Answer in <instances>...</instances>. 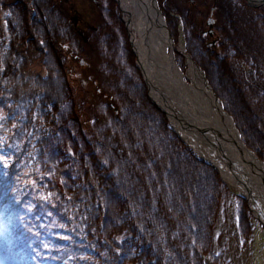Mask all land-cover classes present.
<instances>
[{"label":"rangeland","instance_id":"374dc122","mask_svg":"<svg viewBox=\"0 0 264 264\" xmlns=\"http://www.w3.org/2000/svg\"><path fill=\"white\" fill-rule=\"evenodd\" d=\"M158 4L175 47L204 69L264 162V8L255 11L248 0ZM136 50L113 0H0V181L14 186L16 215L0 214L8 222L0 231L3 264L53 262L49 252L55 264H264L261 223L249 198L213 163L228 197L212 190L204 208L195 194L186 205L180 200L184 188L206 190L194 169L207 164L197 163L177 125L151 102ZM152 138L170 164L165 182L133 167H150L151 150L143 147ZM105 203L111 206L102 219L91 218L88 210ZM187 214L189 223H175ZM77 221L95 226L92 238L77 243L70 227ZM21 222L30 225L42 258L15 248Z\"/></svg>","mask_w":264,"mask_h":264},{"label":"bare ground","instance_id":"6f19581e","mask_svg":"<svg viewBox=\"0 0 264 264\" xmlns=\"http://www.w3.org/2000/svg\"><path fill=\"white\" fill-rule=\"evenodd\" d=\"M249 1L254 4V7L256 8H261L262 6L264 8V0ZM113 2L117 4L120 10L121 20L127 30L129 39H133L137 46H141V58L144 56L143 52L147 45L144 41V38L147 35H142V33H144L148 27L153 28L154 36L153 38H149L150 42H153L156 48H160L161 59L166 65V68L172 73L170 74V80L174 82L175 79L176 82L174 83L177 84V86L173 89L164 88L160 84L159 89L164 94L163 99L169 100V104L167 106L169 108L168 111H186L185 104L173 99H179L182 97V91L180 88H186V91L191 93L202 106L198 109V111L201 115L202 121L209 122L206 126H195L199 130H196L195 133H193L186 124L176 120V123L182 126H177L176 129L181 131L183 140L194 151H196L197 158L202 160L207 159L212 162L223 177V181L235 189L240 195L247 196L249 198L251 211L254 217L261 223L260 240L264 252V184H259L260 180L256 178L257 172L255 171L253 172L255 180L237 178L233 171L232 163L225 157L224 152L231 159H234V156L239 155L242 159H244L246 167L258 169L261 173L260 178L263 181L264 162L244 142L234 117L227 112L225 104L218 98L208 76L206 75V72L197 63L196 59L189 54L192 56V60L195 61V65L185 56L183 48L175 47L174 45L173 50L169 47V26L165 20L164 14H162L158 8L157 1L113 0ZM162 19H164L166 24L162 21ZM136 45H134V49H136ZM208 45L212 46L211 44ZM177 52L182 54L181 56L186 59L187 72L179 66L176 57ZM185 53L189 52L185 50ZM173 54L177 62V67H174L173 65ZM152 59L153 58H151V60ZM140 66V71L145 75L146 69L149 70L148 72L151 74V78L148 79L151 82V86L154 87L156 85V80L158 79L154 66L151 63L150 65L145 64L144 60H140ZM150 92L154 98L159 100V91L153 89V91ZM194 115L198 116V113H194ZM211 115L217 120L214 124L212 123L213 119ZM168 125L175 128V125L172 124V122H168ZM213 126H217L219 128L221 137L224 139L221 143H219L213 132L210 130V127ZM255 192L258 193L259 198H261L260 200L255 198V195H257Z\"/></svg>","mask_w":264,"mask_h":264},{"label":"water","instance_id":"95a60500","mask_svg":"<svg viewBox=\"0 0 264 264\" xmlns=\"http://www.w3.org/2000/svg\"><path fill=\"white\" fill-rule=\"evenodd\" d=\"M156 1H157V4H158V0H156ZM251 5H254V4H251ZM158 8H159L160 12L162 13L159 4H158ZM215 10H216V8L214 7L212 9V15H214ZM162 21H164V19H162ZM164 23H165V21H164ZM214 24H215V20H214V18L212 16L209 19V21H208V27L213 28ZM143 34L147 35L145 38L142 36L144 38L145 43L147 44L146 48H145V50L143 52V55H144L143 58H141V52H142V50L140 49L141 46H137L133 39L131 40V42H132L133 45L137 46L136 47L137 48V50H136V53H137L136 66L138 68H141L140 60H144L145 64H147V65H150V63H151L154 66V70H155V72H156V74L158 76V79L156 80V85L153 87V86H151V82L148 79V78H151V74L148 72L149 70L146 69V75L144 73H142L146 90L150 93V99L152 100L153 104L155 106H157V108L162 112V114L166 118H169L170 120H172L173 123L176 124L177 126H180V125H178V123H176V120L181 121V123L186 124L189 127V129L193 133H195L196 130H199L195 126H206V124L209 123V122H203L202 118H201V115L199 114L198 109L200 107H202V106L195 99V97H193V95L191 93H188L186 91V88H180L181 91H182V97H180L179 99H175V98H173V99L175 101H178V102H181V103L185 104L186 111L185 112H180V111H177V112L171 111V112H169L168 111L169 108L167 106L169 104L168 103L169 100H166V99L164 100L163 99V95L164 94L159 89L160 88V84L164 88L173 89L174 87L177 86V84L174 83V82H176V80L174 79V82H172L170 80V74H172V73L169 71V69L166 68V65L164 64L163 60L161 59L160 48H156L154 43L150 42L149 38H153V36H154L153 28L152 27H148L147 30L144 33H142V35ZM209 34L213 35L214 32L210 31ZM169 40H170L169 47L174 50V43H173L171 32L169 33ZM159 44H160V40H159ZM183 53L188 58V60L192 61L193 64L196 65L195 61L192 60V56L191 55H189V54H187L185 52H183ZM151 58H153V59L151 60ZM173 65H174V67H177V62L175 60L174 54H173ZM180 75L182 76L181 73H180ZM153 89L159 91V93H158L159 100L152 96L150 91H153ZM161 103L164 104V105H162ZM194 113H198V116L194 115ZM211 117L213 119L212 123L213 124L216 123L217 120L212 115H211ZM169 127L174 129L172 126H169ZM180 127H182V126H180ZM210 130L213 132V134L215 135V137L217 138L219 143H221V141L224 140L221 137L219 128L217 126L210 127ZM221 151H223V150H221ZM224 155L232 163V168H233V171H234V173H235L237 178H239V179L247 178V179H250V180H255V176L253 175V172L255 171V172H257L256 173V178H258V180H260L259 184H264V181L261 180V178H260L261 173L259 172V170L256 169V168L252 169L251 167H246L245 163H244V159H242L239 155L238 156H234V159H231L225 152H224ZM205 161L208 164L213 165L212 162H210L209 160L205 159ZM255 193L257 194V195H255V198L257 200H260L261 198H259L258 193L257 192H255Z\"/></svg>","mask_w":264,"mask_h":264},{"label":"trees","instance_id":"16d2710c","mask_svg":"<svg viewBox=\"0 0 264 264\" xmlns=\"http://www.w3.org/2000/svg\"><path fill=\"white\" fill-rule=\"evenodd\" d=\"M254 8H256V7H254ZM257 10L258 9L256 8L255 11H257ZM259 86L261 88H264V83H261V85H259ZM60 96L64 97L63 94H61ZM164 131H165V129H164ZM157 137H158V139H160L159 136H157ZM158 144H159V142H157L154 138H152L143 147V150H144L143 152H147L148 149L151 150L150 156H149V161L151 162L149 164L150 167H147V166L144 167L143 164H141V165H133V167H138L139 169L142 168V170L148 171L149 172L148 177L152 178V182L154 180H159V182H165L166 178L168 177V173H169V169L167 170V166L170 165V164L169 163L167 164V163L164 162L165 155H164V152H163L162 149H158L157 148ZM149 145H152L153 147L148 148ZM117 153H119V152H117ZM196 159H197V163H199V164L203 163L202 162L203 160L201 161V159H198L197 157H196ZM64 163H66V161ZM206 164L207 165L203 164L201 167L196 164L198 169H194L190 164H185L186 166H190L192 169H194L196 172H198L200 177L204 179L205 183L207 184V187H206L205 191L202 190V191L197 192V193H194L191 190H185V188H184L183 195L180 198V200L184 201V205L187 204L188 196H192V195L195 194L196 197H197L198 205L200 207H203V208L206 207L209 204V202L211 201L210 193H211L212 190H215L220 196H222L223 193H226V195L228 197L229 189L226 187V185H223L220 175H218L215 172V170L208 163H206ZM152 167L154 168L153 172H151L150 169H149V168H152ZM6 183L7 182L5 180H1L0 181V187H1L2 195H3V202H4V204H6L8 207H10L15 212V209L13 208L14 206H13V198H12V194H13V191H14V186H11V184L6 185ZM79 203H81V199H79ZM107 205L111 206L110 203H105L103 205L95 204L92 210H88V212H90V214H91V218H94L95 220H97L99 222L102 219V214H103L104 208ZM192 208H193V205H192V207H190V209L187 212H190L192 214V219H194L195 213L193 212ZM151 219L152 218H150V220ZM107 220H109V219H107ZM182 220H183V223H189L188 222L189 221L188 214L186 215V217L179 216L175 223L178 224V225L182 224L181 223ZM110 221L113 224L116 225V222L120 223L122 221V219H110ZM77 222H78L77 226H73V224L70 222V227L72 228V230L74 231V234L76 235L77 243H81L82 242V240H83L82 237L83 236H85V239L92 238L93 235L91 234L90 231L95 226H91L89 224H86L83 221H80V222L77 221ZM160 222H162V221H160ZM21 223H22V226L24 227V229L30 235L31 239L33 240V244L31 245L33 252L35 254H39L40 255L37 238L33 234V231L31 230L30 225L26 224L25 222H21ZM170 225H171V223H170ZM77 227H79V232L76 230ZM107 227H108L107 225H103L102 227L99 225V228H101L103 230L107 229ZM87 229H89L88 232H86ZM107 233L109 235H111L108 230H107ZM131 239H135V238L131 237ZM150 250L153 251L154 255L157 254L156 251H158V249L155 250L151 246ZM48 255H49L48 259L52 260L53 262L46 261L45 259L42 258V260L45 262V264H52V263L55 264L58 261L56 258H54L56 256L55 253H50L49 252ZM40 257H42V256L40 255ZM154 259L155 258H152L150 260V262H152Z\"/></svg>","mask_w":264,"mask_h":264}]
</instances>
